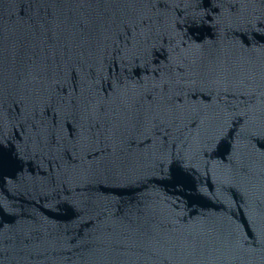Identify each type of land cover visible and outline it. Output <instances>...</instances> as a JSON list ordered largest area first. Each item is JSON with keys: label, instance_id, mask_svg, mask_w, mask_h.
I'll return each mask as SVG.
<instances>
[{"label": "water", "instance_id": "water-1", "mask_svg": "<svg viewBox=\"0 0 264 264\" xmlns=\"http://www.w3.org/2000/svg\"><path fill=\"white\" fill-rule=\"evenodd\" d=\"M0 264H264V0H0Z\"/></svg>", "mask_w": 264, "mask_h": 264}]
</instances>
